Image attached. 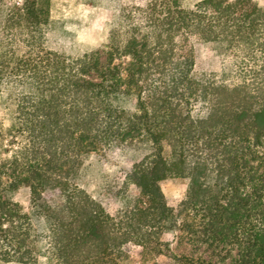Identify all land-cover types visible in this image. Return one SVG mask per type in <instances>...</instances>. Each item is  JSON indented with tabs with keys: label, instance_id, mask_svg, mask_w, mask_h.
<instances>
[{
	"label": "trees",
	"instance_id": "16d2710c",
	"mask_svg": "<svg viewBox=\"0 0 264 264\" xmlns=\"http://www.w3.org/2000/svg\"><path fill=\"white\" fill-rule=\"evenodd\" d=\"M51 7L0 0V98L13 118L0 130V262L120 264L137 248L216 264L172 254L164 237L184 229L236 250L230 264H264V7L122 3L107 43L88 51ZM198 44L220 49L217 70L196 71ZM130 148L147 153L118 193L137 194L110 214L79 172ZM177 177L190 183L174 208L162 183Z\"/></svg>",
	"mask_w": 264,
	"mask_h": 264
},
{
	"label": "rangeland",
	"instance_id": "374dc122",
	"mask_svg": "<svg viewBox=\"0 0 264 264\" xmlns=\"http://www.w3.org/2000/svg\"><path fill=\"white\" fill-rule=\"evenodd\" d=\"M200 0H182L185 8H192ZM264 7V0H254ZM122 3L135 4L136 0H52L51 17L54 22L71 32L79 48L88 51L102 48L107 43L114 13ZM196 52V71H215L220 65V49L215 44H198ZM128 60L121 63L125 67ZM12 114L0 98V130L11 127ZM170 152V149H166ZM147 153L145 148L116 151L115 158L109 162L99 161L94 155L86 157L81 166L78 185L93 199L99 201L110 214H115L129 206L135 198L134 189L120 190V183L135 163ZM11 155V153H9ZM196 156H194L195 159ZM190 177L170 178L162 183V190L170 206L177 208L186 198ZM16 200L27 209L29 190L20 189ZM183 220H187L184 217ZM164 240L170 242L173 255L202 257L216 264H230L236 258L237 251L229 246L202 241L193 234L180 230L167 235ZM230 253L232 255H230ZM0 264H4L1 263ZM15 264V263H8ZM37 264H49L45 257H40ZM120 264H172L169 257L155 256L141 249H133L129 257Z\"/></svg>",
	"mask_w": 264,
	"mask_h": 264
}]
</instances>
